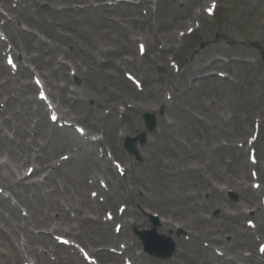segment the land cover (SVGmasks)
Segmentation results:
<instances>
[{
  "label": "rangeland",
  "instance_id": "374dc122",
  "mask_svg": "<svg viewBox=\"0 0 264 264\" xmlns=\"http://www.w3.org/2000/svg\"><path fill=\"white\" fill-rule=\"evenodd\" d=\"M21 1L23 6L28 0ZM29 1L35 2L34 7H28L27 13L31 14L35 20L31 28H37V38L40 39L41 37L43 42L53 45V48H60L62 45L59 41L49 38L47 35L45 37L42 33L46 31L48 34H51L52 31V36L54 34L55 36L59 35V33H62L60 29H63V26L72 19L71 14L68 17L67 15L63 16L60 14L55 18L48 10H42L44 8L48 9L53 0ZM209 1L160 0L157 3V12L155 14H151V12L147 13L149 22H140L138 20L136 23L126 25L127 27H125L124 31L112 30L110 33L107 32L108 28L98 25L99 21L96 15H90L87 12L86 16L90 15L96 21L94 26L92 24L87 25V35L91 40V46L84 45L80 37L73 38L72 44H77V47L80 45L90 56V59L84 58L88 65L89 62L93 64L92 57L94 56L98 60H102V57L109 58L108 54L104 51L108 47L114 49L117 53L123 52L122 54L124 55L131 54L128 47L129 33L127 28H129V32L137 35L133 36V38L140 37L144 39L150 49H157L159 46L160 48L162 46L168 48L171 45L170 55L177 51V57L183 61V73L180 79L178 75L169 70L166 62L164 68L160 67L162 65L161 62L153 64L150 59L136 60L131 65H128V69H132L142 76L149 79L152 77L158 78V80L155 79L147 82V85L143 84V94L137 97L138 100L143 101L147 105V107H144L147 112H151V109L155 108H151L150 106L164 101L162 93H156V89H162L165 86L166 91L171 93L174 90L176 91L172 101H168L165 97V103L158 104L159 108L157 111H154L157 115V129L151 134L147 133L146 145L139 147L141 161H137L134 155L129 154L123 148L121 149L120 142L115 139L113 133L109 135V139L114 144L116 152L123 154L125 158L131 159L133 162V170L130 172L131 178L129 180L124 182L117 177V180L124 182L123 186L128 187L131 185L137 187L136 193L129 197L132 202L131 207H134L136 203L142 202V199H140L142 193L139 192V189H144L143 185L145 184L149 187L153 184L155 185L154 192H149L145 188L143 196L153 201L165 197V201H168L165 208L168 207L174 210L175 214L179 215V221L175 222L191 235V241L189 242L182 238L184 245L182 248L180 247L177 252L178 256L174 260L159 261L144 255L142 257L144 264H204L203 262L213 258L212 255H215V253L214 250L205 247L203 245L204 242L202 243L199 238H205L206 242L212 247L221 249L228 257L236 260L238 264H246L241 260L246 254L253 252L255 255H259L255 239L258 236L257 233L251 235L243 226V219L247 216L242 214V208L253 205L252 201L246 203L251 197L250 189L238 193L245 204L230 205L229 212L235 217L225 218L222 211L223 208L228 207L224 206L228 205L227 202H220L218 206L214 197L210 200L209 190H203V182L200 181L199 175L207 178L208 184H217V186L220 183L229 182L230 179L234 178L235 181L240 180L239 183H244L245 186L250 180L249 163L245 155L242 152L240 154L236 153L231 147H224L223 143L226 142L224 141L225 137H227V142L231 144L246 137L248 123L240 121L241 117L248 115L250 117L249 123L256 114L264 117V62L261 60L259 51L256 50L257 44L264 51V0H217L219 4L217 10L218 13L221 12L218 21L215 17L205 19L206 16L203 14L202 7ZM3 6L12 8L10 1L3 3ZM122 9H125V7ZM200 9H202L201 15L196 16V18L204 20V25L191 37H185L186 42L184 45L180 44L176 37H174V34L178 29H183L193 19L192 16L196 11ZM128 10L125 9V11ZM96 11L103 15V20L112 13V11L108 12L100 9ZM126 15H130L131 17L134 15V12L120 13V16ZM140 15L144 17L141 13ZM54 24L57 25L56 29L54 28ZM155 24L156 27L160 25V32L155 27ZM58 25H61L62 28L58 27ZM26 26L29 27L28 24ZM156 32L160 36L159 41H154L152 38V35ZM215 34H218V38L214 37ZM170 36L173 37L174 42L169 44L167 43V37L170 38ZM164 41L165 45L162 44ZM200 42L205 44L203 49H199ZM153 54L158 55L159 52L154 50L151 55ZM78 57L82 59V56ZM133 57L134 59L136 58L135 48H133ZM220 57L231 59V61L227 66H224L220 63ZM126 58L130 59L129 56H126ZM120 60V58L116 59L117 62ZM40 66L44 70L43 72L47 73L48 68L44 65ZM154 66L159 68L158 71L153 69ZM105 68L106 66H103V68L98 69L95 65L89 72L83 69L81 75L79 74L77 77L80 81L79 87L86 95L83 101L74 106L73 113L78 118L74 120L78 124L85 126L78 120L84 118L87 114L84 119L85 123L94 115H107L108 113L106 112H110V108L114 105V99H111L109 93L110 87L116 92L127 93L129 95H131L130 92L136 91L131 85L125 84L126 80L124 77L123 80L117 76L114 78L111 69L107 70ZM216 69L220 72H230V77L226 78L225 81L219 80L215 74ZM105 73L110 74L112 78H107ZM55 79H60L57 73L53 77L46 76V81L51 91L48 89L53 93L56 92L55 85L52 82ZM163 80H165V85ZM24 81H29V79L18 78V84ZM71 81L68 77L67 83ZM59 83L64 84L65 82L59 81ZM21 86L23 89L24 84ZM19 90L16 88L17 94H21ZM32 97L35 98V94L32 93ZM132 100H135V98H132ZM96 101L98 102L97 104ZM94 108L96 109L95 114H93ZM101 108L105 109L101 111ZM142 111L144 109L136 110L131 115V118H128V135L130 137L137 135L141 131H145L144 123L141 119ZM160 113L163 114L160 115ZM163 118H165L168 125L166 122L164 123ZM115 119L117 122L120 120L118 112ZM35 121L36 119H34ZM107 121V119L102 118L100 124L104 125ZM49 124L48 119L44 118V122H41V127L36 133V140L47 146V150L51 153L60 144L59 139H64L65 136L59 130H51L48 126ZM52 126L55 129L57 128L55 125ZM2 128L5 133H8L6 127ZM88 130L90 134L93 132L90 128ZM40 133L46 134L48 138L46 140H44L45 137L43 136V139L40 138ZM67 137L70 139V135L67 134ZM5 145L1 144L0 146L4 147ZM71 148L72 145L67 143V147L62 148L59 153L68 151V154H71L73 153ZM256 148L260 165L264 166V127L261 129V135ZM4 149L5 147L0 148V153ZM56 154L51 157H55ZM6 157L7 164L13 166L15 163L13 156ZM244 165L247 168H244ZM104 167L105 165L102 162L101 168ZM69 169L73 177L70 180V189L74 188L79 198L83 193L86 195L88 192V179L97 169L93 158L79 153L78 157L72 161ZM6 171L3 166H0V172L3 175H6ZM242 171L246 176V181L237 177L239 174H242ZM38 177L39 175L33 176L26 182L35 181ZM263 178L264 176H261L260 181ZM50 186L51 183L48 181L43 185V188L47 190V187ZM226 186L230 189H237L234 186H230V184H226ZM114 189L120 193V185H115ZM225 194L226 191L223 192V198ZM25 199H27V207H20L21 213L29 215L33 211L36 213L40 210L41 214L40 208L42 204L39 201H33V196L30 194L25 196ZM57 200V198L49 199L46 205L51 207ZM257 200L255 198L254 203ZM109 204H112V202L109 201ZM240 206L241 208H239ZM188 208L192 209V212ZM215 208H217V212L212 211ZM0 210V217L7 216L9 208L5 210L0 208ZM142 216L143 214H139L133 219L140 226L148 227V217L146 219L145 216L143 218ZM253 216H255L253 219L261 224V226H258V232H260L261 239L264 240V212L255 213ZM247 218L252 219V217ZM75 224L79 227L80 233L78 236L80 240L84 243H90L91 236L89 237V232L94 226L82 223L79 219L74 221ZM105 228V226H102L98 229V237L102 236L101 229ZM168 235H171L176 242H179L182 237V235H177V232H171ZM126 236L129 239H134L131 237L129 230L126 232ZM21 237L20 244L21 250H23L22 244L25 238ZM209 239L216 240L221 246L213 245L209 242ZM180 244H182L181 241L179 242V246ZM4 249L3 238L0 234V251L5 252ZM38 250L41 249L38 248ZM108 257L111 258V264H121V262L114 261L112 255ZM0 264H11V262L0 253ZM225 264L232 263L226 262Z\"/></svg>",
  "mask_w": 264,
  "mask_h": 264
},
{
  "label": "bare ground",
  "instance_id": "6f19581e",
  "mask_svg": "<svg viewBox=\"0 0 264 264\" xmlns=\"http://www.w3.org/2000/svg\"><path fill=\"white\" fill-rule=\"evenodd\" d=\"M124 21H125V22L128 21L127 17L124 18ZM102 23H105V21L101 22V23H100V26H101ZM105 25L108 26V27H114L115 29L121 27L117 22H115L114 20H111V19L107 20L106 23H105ZM101 27H102V26H101ZM68 30L71 32V30H70L69 28H68ZM27 35H28V34H27ZM83 43H84L85 45H86V44H87V45H90V42H89L88 38H87L86 40H84ZM40 45H41V46H45L44 43H40ZM77 49H79V47H77ZM8 100H9V99H8ZM64 103H68V101H65ZM29 107H30V105H29L28 103H26V107H25V108H26L28 111H29ZM17 133H18V134H22V133H23V132H22V129H20L18 126L16 127V132H14V135H15L16 139H15V138H9V137H7V139H8L9 141H6V142H7L8 145L18 143V145H19V147H20V154H17L16 157H18V158H22V157L25 156V154H26L27 152H29V151L31 150L32 146H37V144H36V141H33V142H31L30 144H26V142H24L23 140H19V139L17 138ZM42 149H43V148L40 147V152L42 153V155H37L36 158H35L36 163H38L39 165H40V164H42V165L47 164V163H48V159H49V157H50V154H49V155H46L45 153L42 152ZM14 157H15V156H14ZM71 163H72V161L69 163V166L71 165ZM69 166H68V167H69ZM54 167L56 168V169H55V171H56V170L59 168V165H58L57 163H54ZM42 170H44V168H41V167L38 166L37 169H34V170H33V172H32L31 175H34V174H36V173H39V172H41ZM55 171H54V172H55ZM26 174H27V173H26ZM64 177H65L66 180H69V181L73 178V177H72V174L70 173V169H69L68 174L65 175ZM24 179H25V178H20L19 181H17L16 183H13V184L10 183V184H12L11 187L15 189V187H16L18 184H22V181H23ZM45 180H46V181H48V180L52 181V177H51V175H49L48 177H46ZM6 184H8V183H6ZM10 184H9V185H10ZM14 186H15V187H14ZM34 187H38V185H34ZM10 194H12L11 196H15V195L18 194V193H17L16 190H13V191H10ZM53 196H56V195H53ZM18 199L27 203V200L25 199V196H24V195H19V196H18ZM85 199H87V198H84L82 201H84ZM34 200H37V201H39V202L41 201V199H40V197H39L38 195H37L36 197H34ZM65 201H66V202H71L70 204H72L74 207H76V206H75L76 202L73 200V197L71 196V194H69L68 196L65 197ZM1 202H2V203H6V201H4V200H1ZM40 204H41V203H40ZM83 204H87V203H80L79 206H83ZM9 205H10L11 208H12V209H11L10 218H3V223H4L6 226L12 228V223H13V222H17V223H18V224H16L17 228L20 230V232L24 233L25 236H32V235H34L33 233L27 231V227H28V225H29V222H30L31 218H30V220H29V219H28V220L24 219V220H23L24 224H20V223L22 222V220H20V219L17 217V213H16V211H18L17 206H16V205H12L10 202H9ZM56 211L59 212V213H64V212H66L65 208H64L61 204H58L55 208H52V212H53L52 217H53V219H56V218H55V215H54V212H56ZM171 213H172L171 210L165 212V214H167V215H170ZM36 214H37V218H35V220L38 222V224L40 225V227H42V223H43L45 220H44V219H42V220L39 219L38 212H36ZM173 217H175V216H173ZM22 225H23V226H22ZM165 225H166V228H171V227H172V224L169 223V222L165 223ZM3 227H4V226H0V229L4 230ZM38 235H41V234H38ZM36 238L39 239L38 237H36ZM7 239H8V238H7ZM32 239L35 240L33 237H32ZM47 240H48V239H47ZM7 242H9V240H7ZM48 244L51 245L50 240H48ZM10 246L12 247V250L14 251V257L16 258V262H17V263L22 262L24 259H23L22 256L20 255V252L17 251V250L15 249L16 246H15L14 244H13V245L10 244ZM46 248H47V249L49 248L48 245H47ZM251 257H252V256H251ZM38 258H39L41 264H50V263L46 260V258H47V259L50 261V259H49L48 257L38 255ZM34 259H35V258H34ZM69 259H70V258H69V256H68V257H66V258H57L56 260H60V261H62L63 264H70ZM247 261H248L249 263H252V264H260V263H262V262H260V260L257 261L256 259H253V258H251V259L249 258V259H247ZM50 262H52V261H50ZM205 264H209V263H205Z\"/></svg>",
  "mask_w": 264,
  "mask_h": 264
}]
</instances>
